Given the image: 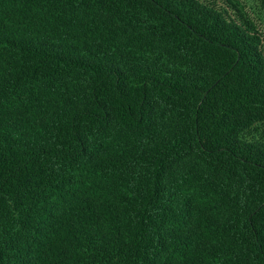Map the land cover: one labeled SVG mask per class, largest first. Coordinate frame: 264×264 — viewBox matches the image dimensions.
<instances>
[{"label": "trees", "instance_id": "obj_1", "mask_svg": "<svg viewBox=\"0 0 264 264\" xmlns=\"http://www.w3.org/2000/svg\"><path fill=\"white\" fill-rule=\"evenodd\" d=\"M0 264H264L244 0H0Z\"/></svg>", "mask_w": 264, "mask_h": 264}, {"label": "rangeland", "instance_id": "obj_2", "mask_svg": "<svg viewBox=\"0 0 264 264\" xmlns=\"http://www.w3.org/2000/svg\"><path fill=\"white\" fill-rule=\"evenodd\" d=\"M248 6V10L264 23V12L259 6V0H244Z\"/></svg>", "mask_w": 264, "mask_h": 264}]
</instances>
